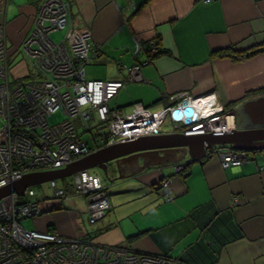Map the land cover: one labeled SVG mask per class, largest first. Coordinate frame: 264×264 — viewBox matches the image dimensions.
I'll list each match as a JSON object with an SVG mask.
<instances>
[{
  "label": "crops",
  "instance_id": "0c3cea01",
  "mask_svg": "<svg viewBox=\"0 0 264 264\" xmlns=\"http://www.w3.org/2000/svg\"><path fill=\"white\" fill-rule=\"evenodd\" d=\"M42 1L0 0L12 81L32 75L18 50ZM66 1L74 27L87 28L99 46L98 56L85 66L88 80L124 84L110 102L112 109L129 113L134 103H141L154 112L182 94L212 96L215 107L233 113L235 128L264 127L253 124L242 105L264 98V53L239 62L215 53L264 44V0ZM50 37L59 41L62 32ZM137 43L142 50L135 49ZM133 65L140 66V81H127ZM90 116L96 130L88 123L90 132L82 135L89 154L105 147L93 139L106 133L93 111ZM63 120L64 116L57 123ZM72 122L78 130L80 119ZM101 128L104 133H99ZM172 132V126L169 132L160 129V134ZM244 152L245 163L226 169L215 157L197 158L185 151L175 161L147 164L124 177H119L114 162L107 164V178L97 169L86 170L100 180L110 204L107 214L93 225L87 218L83 221L88 215L86 198L73 193L71 176L68 182L55 180L67 199L53 201L50 210L33 218L34 230L164 255L180 264H264V150ZM180 165L184 174L174 171Z\"/></svg>",
  "mask_w": 264,
  "mask_h": 264
},
{
  "label": "built area",
  "instance_id": "2783aa9c",
  "mask_svg": "<svg viewBox=\"0 0 264 264\" xmlns=\"http://www.w3.org/2000/svg\"><path fill=\"white\" fill-rule=\"evenodd\" d=\"M209 2L211 0H201ZM62 32L59 41L50 35ZM0 24V187L21 175L57 170L90 153L84 133L93 111L104 135L93 141L101 146L160 134L167 119L173 132L181 135L229 132L234 128V115L215 107L212 96L205 97L208 110L201 108L202 98L186 94L172 98V104L150 111L134 103L129 113L112 109L111 100L123 87L121 81L85 79V66L99 54L87 28L77 29L66 0H43L37 6L29 34L22 40L18 54L29 62L32 75L28 80L9 79L10 55ZM142 50L140 44L135 45ZM127 81H140V66L128 68ZM193 109V116L176 119L172 113ZM61 113L64 120L49 124L48 118ZM80 119L83 131L76 130L72 119ZM89 139V138H88ZM204 156L218 159L222 169L239 167L247 153L229 145L204 144ZM175 173H185L183 166ZM165 180L163 188L168 187ZM74 194L85 196L88 223L93 225L110 209L100 180L87 171L71 176ZM51 199H67L64 189L49 181ZM35 192L27 187L22 195L13 192L0 198V264H180L164 255L144 254L122 247L98 245L92 240L66 238L56 231L26 230L19 221L42 214ZM264 245V235L261 237Z\"/></svg>",
  "mask_w": 264,
  "mask_h": 264
},
{
  "label": "water",
  "instance_id": "95a60500",
  "mask_svg": "<svg viewBox=\"0 0 264 264\" xmlns=\"http://www.w3.org/2000/svg\"><path fill=\"white\" fill-rule=\"evenodd\" d=\"M242 105L251 117L253 124L259 122L260 125L264 126V98L245 102ZM183 115L187 118L193 116V109L187 104H184L183 110H176L172 113L176 119ZM204 144L208 146L229 145L238 151L261 152L264 150V127L247 129L238 126V128L234 127L229 132L223 133H213L212 131L202 135H181L172 132L170 134L139 137L135 140L104 147L71 162L61 169L23 174L21 178L12 180L0 187V198L13 192L22 195L29 186L70 177L77 172L90 169L99 170L107 178L110 173V168L107 165L109 162H114L119 177H124L139 171L147 164L175 161L181 158L185 151L190 156L198 158L204 154Z\"/></svg>",
  "mask_w": 264,
  "mask_h": 264
},
{
  "label": "rangeland",
  "instance_id": "374dc122",
  "mask_svg": "<svg viewBox=\"0 0 264 264\" xmlns=\"http://www.w3.org/2000/svg\"><path fill=\"white\" fill-rule=\"evenodd\" d=\"M87 69H88V67H87ZM85 76H86V79L88 80V78L90 76L88 70H86ZM62 119H63V116H61L60 113H57V114L51 115L48 118V122H49V124L53 125V124L61 121ZM0 125H1V123H0ZM95 125H96V121H94V118L91 117V120L89 121V126L92 128L93 132L96 130ZM77 127H78V131L83 129L81 124H78ZM170 127H171V124L166 119L164 121V123L161 125L160 129L162 132H169ZM104 132H105V129H103V128L99 129V133H104ZM92 170H94V169H92ZM62 179H64L66 182H68L69 177H65ZM57 181H59V180H57ZM29 187L35 192L36 199L39 200V205H40V208L42 209V212H45L46 210H50L53 200L51 199L52 192H51V189L49 187V182H44L41 184L29 186ZM86 218H87V216H86V214H84L83 221L86 220ZM19 223L26 230L32 231V230L36 229L32 219L20 220ZM85 227H88V225L86 224Z\"/></svg>",
  "mask_w": 264,
  "mask_h": 264
},
{
  "label": "trees",
  "instance_id": "16d2710c",
  "mask_svg": "<svg viewBox=\"0 0 264 264\" xmlns=\"http://www.w3.org/2000/svg\"><path fill=\"white\" fill-rule=\"evenodd\" d=\"M159 53L157 50L155 54L158 55ZM215 53L218 54L219 57H227L232 61L239 62V61L248 60L256 56L257 54L264 53V44L245 51L235 52L231 48L230 50H221V51H216Z\"/></svg>",
  "mask_w": 264,
  "mask_h": 264
},
{
  "label": "bare ground",
  "instance_id": "6f19581e",
  "mask_svg": "<svg viewBox=\"0 0 264 264\" xmlns=\"http://www.w3.org/2000/svg\"><path fill=\"white\" fill-rule=\"evenodd\" d=\"M208 100H209V99H207V98H205V97H203V98L201 99L200 104H201V108H203V110H208V109H209V104H207Z\"/></svg>",
  "mask_w": 264,
  "mask_h": 264
}]
</instances>
